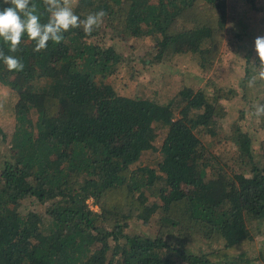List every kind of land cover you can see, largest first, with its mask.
I'll use <instances>...</instances> for the list:
<instances>
[{"label": "trees", "instance_id": "16d2710c", "mask_svg": "<svg viewBox=\"0 0 264 264\" xmlns=\"http://www.w3.org/2000/svg\"><path fill=\"white\" fill-rule=\"evenodd\" d=\"M32 2L46 23L43 0ZM227 6L75 0L81 19L107 13L90 35L72 28L40 52L25 35L16 53L0 38L25 65L0 61V264H264V116L252 114L264 81L247 85L260 64L247 55L241 91L219 83ZM145 36L146 63L192 53L197 86L182 83L168 101L122 93L111 75L126 58L114 43ZM153 218V230L128 231Z\"/></svg>", "mask_w": 264, "mask_h": 264}, {"label": "rangeland", "instance_id": "374dc122", "mask_svg": "<svg viewBox=\"0 0 264 264\" xmlns=\"http://www.w3.org/2000/svg\"><path fill=\"white\" fill-rule=\"evenodd\" d=\"M257 2L263 4V8L260 10H256L247 4L242 5L240 0H228L225 56L222 63L223 74L219 83L236 87L239 90V82L244 74L245 59L247 55H251L253 59L258 55L255 49V38L263 36L264 0H257ZM235 33H240L241 36L235 35ZM153 43L154 38L151 36L129 39L127 43L121 41L114 43L126 58L118 70L111 75L112 81L122 93L133 95L152 94L160 101H168L175 95L176 90L182 83L197 86L200 69L192 53H171L160 63H146L144 52ZM243 102L241 94L228 100L230 118L225 124L228 131L232 128L233 122L239 120V109L243 106ZM246 122L248 124L250 120L248 119ZM256 136L255 142L257 144L261 136L259 134H256ZM159 142H161V137L157 139V143ZM3 146L0 137V151ZM231 147L232 145L225 141L219 145V148L224 149L226 152L233 149ZM147 154L149 155V152ZM150 155L155 156L156 153L150 152ZM154 228L155 218L148 224L143 223L141 220H134L128 231L130 233L133 231L146 232L147 229L151 231ZM256 240L257 247L264 246V234L257 236Z\"/></svg>", "mask_w": 264, "mask_h": 264}, {"label": "clouds", "instance_id": "9594fccd", "mask_svg": "<svg viewBox=\"0 0 264 264\" xmlns=\"http://www.w3.org/2000/svg\"><path fill=\"white\" fill-rule=\"evenodd\" d=\"M3 3L9 6L0 9V38L8 45L11 53L19 50L25 35L35 42V52L46 49L49 41L55 44L61 43L64 39L63 34L72 28L82 27L84 33L90 35L102 25L107 15L104 10H99L81 19L74 11L75 0H43L48 20L42 23V13L32 0H3ZM255 49L260 64L258 72L247 81L249 87L257 80L264 81V36L255 38ZM0 61L11 72H21L25 67L20 57L5 54L3 49H0ZM252 109L253 115L264 116V103L254 104Z\"/></svg>", "mask_w": 264, "mask_h": 264}, {"label": "built area", "instance_id": "2783aa9c", "mask_svg": "<svg viewBox=\"0 0 264 264\" xmlns=\"http://www.w3.org/2000/svg\"><path fill=\"white\" fill-rule=\"evenodd\" d=\"M91 201H93L92 199H91ZM94 207H96L95 205H93Z\"/></svg>", "mask_w": 264, "mask_h": 264}]
</instances>
